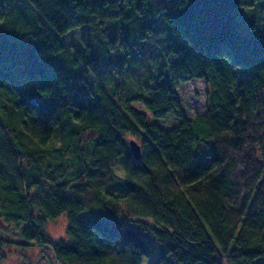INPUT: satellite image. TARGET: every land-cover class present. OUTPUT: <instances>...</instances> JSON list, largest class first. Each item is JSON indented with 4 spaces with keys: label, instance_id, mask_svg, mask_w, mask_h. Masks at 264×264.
I'll list each match as a JSON object with an SVG mask.
<instances>
[{
    "label": "trees",
    "instance_id": "16d2710c",
    "mask_svg": "<svg viewBox=\"0 0 264 264\" xmlns=\"http://www.w3.org/2000/svg\"><path fill=\"white\" fill-rule=\"evenodd\" d=\"M256 2L0 0V225L58 264H264V36L233 12ZM192 78L189 117L173 84Z\"/></svg>",
    "mask_w": 264,
    "mask_h": 264
},
{
    "label": "rangeland",
    "instance_id": "374dc122",
    "mask_svg": "<svg viewBox=\"0 0 264 264\" xmlns=\"http://www.w3.org/2000/svg\"><path fill=\"white\" fill-rule=\"evenodd\" d=\"M233 12L239 19V30L255 32L264 36L263 2H256L252 6L236 7ZM83 27L84 26H81L70 31L69 36L65 39L67 45L73 48L78 47L77 38L79 40V37L77 35L81 32ZM69 72H72L75 76H84L88 79L92 87L96 88L100 86L99 82L101 80L92 71H85L73 64L72 68L67 66L62 72V75H71ZM32 84L33 82L29 85L32 86ZM102 85H104V88L108 89L111 87V83L108 80L102 83ZM173 87L180 106L187 116L191 117L193 114L202 113L204 111L207 88L203 79L192 78L186 82L179 81L174 83ZM21 93L25 96V92L21 91ZM133 106L144 111L143 107L138 103L133 104ZM153 121L162 128H169L176 125L179 118L173 115H167L164 118H156ZM93 208L95 209H90L92 210L91 212H86V210H84L81 216L88 217L89 215L107 214L106 210L99 209L97 212L96 207ZM133 227L137 229L136 226L133 225ZM20 228L21 227L16 228L13 223L1 222L0 237L7 240V242L0 246V264H58L50 245H41L36 241L23 240L20 236ZM65 228L66 214H62L56 219L47 222L46 235L51 240L65 237ZM143 236L152 242L150 235L144 233ZM143 264H154V258L145 259Z\"/></svg>",
    "mask_w": 264,
    "mask_h": 264
},
{
    "label": "water",
    "instance_id": "95a60500",
    "mask_svg": "<svg viewBox=\"0 0 264 264\" xmlns=\"http://www.w3.org/2000/svg\"><path fill=\"white\" fill-rule=\"evenodd\" d=\"M129 146H130V151H131L132 155L135 158H138L140 155V148H139V145L137 144V142L134 140H130Z\"/></svg>",
    "mask_w": 264,
    "mask_h": 264
}]
</instances>
